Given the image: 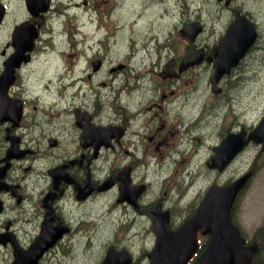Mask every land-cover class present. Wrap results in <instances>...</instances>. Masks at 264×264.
I'll return each instance as SVG.
<instances>
[{"label": "flooded vegetation", "instance_id": "af4514ba", "mask_svg": "<svg viewBox=\"0 0 264 264\" xmlns=\"http://www.w3.org/2000/svg\"><path fill=\"white\" fill-rule=\"evenodd\" d=\"M33 1L0 0V262L27 261L30 247L40 245L33 264H47L57 250L81 244L94 255L93 264H149L159 221L189 236L184 264H197L213 233L201 226L185 230L186 221L206 191L241 180L228 207L234 239L242 237L237 253L251 248L246 264H264L261 5L216 0L226 12L223 29L212 36L204 35V25L180 31V50L152 69L155 93L143 87L148 68L96 56L101 61L87 62L80 73L78 96L50 60L56 51L52 19L71 0ZM236 16L242 20L237 32ZM190 48L198 62L176 71ZM220 59L229 68L214 79ZM250 82L257 111L251 121L239 104ZM198 85L207 91L203 100L189 93ZM188 105L197 109L182 112ZM163 165L177 183L175 198L154 190L147 177ZM194 182L204 184L191 190ZM149 229L150 243L138 244L135 237Z\"/></svg>", "mask_w": 264, "mask_h": 264}, {"label": "rangeland", "instance_id": "374dc122", "mask_svg": "<svg viewBox=\"0 0 264 264\" xmlns=\"http://www.w3.org/2000/svg\"><path fill=\"white\" fill-rule=\"evenodd\" d=\"M71 0L61 13L52 19L50 40L56 47L51 57L53 68L61 78H67L70 93L80 96V73L85 64L96 56L105 63L131 61L134 68L149 69L148 79L143 87L146 93H155L158 77L152 69H158L169 55H175L183 44L180 27L189 20H199L204 25V35H215L223 29L226 12L216 0ZM240 2L242 0H236ZM245 6L256 8L261 5L264 11V0H244ZM141 9L134 13V10ZM126 13V15H124ZM130 13L132 15H130ZM150 27V28H149ZM110 33V36L108 35ZM125 42V43H124ZM141 47V48H139ZM142 65L138 63H142ZM100 77V75H97ZM255 84L245 85L241 92L242 111L247 120H253L257 111L254 109ZM192 97L203 100L207 93L204 85H198L189 92ZM75 97L74 100H78ZM260 106L264 104V76L258 90ZM190 105L181 107L188 114ZM245 119V121H247ZM168 175V168L149 169L147 177L152 181V188L162 193L166 190L175 198L177 183ZM162 176L166 179L160 182ZM204 182H194L191 190H198ZM190 194V193H187ZM187 203L180 200L181 205ZM149 222V221H148ZM140 226L134 225V230ZM135 237L138 244H149L151 229ZM146 233V235H144ZM94 255L84 251L82 245H71L65 251L59 249L49 257L47 264H93ZM0 264H4L0 262Z\"/></svg>", "mask_w": 264, "mask_h": 264}, {"label": "water", "instance_id": "95a60500", "mask_svg": "<svg viewBox=\"0 0 264 264\" xmlns=\"http://www.w3.org/2000/svg\"><path fill=\"white\" fill-rule=\"evenodd\" d=\"M242 22V21H240ZM199 27L195 28L197 31ZM232 28L229 26L227 31L230 34ZM219 45H221L219 43ZM221 53V51H220ZM198 62V59L190 61L189 53L184 55L180 64V69L188 66L191 63ZM221 59L218 61L220 64ZM167 68L169 65L167 64ZM242 184L241 180L234 181L231 186L223 188L219 191L211 193L206 191L202 197L195 215L189 220L188 229H194L201 226L203 230H209L213 233L211 242L200 256L198 264H246L248 256L252 253L251 248L244 253H237V245L233 243L232 234L236 233L233 225H229L228 207L230 206L233 195ZM156 243L149 253L150 264H184L186 256L185 242L189 236L181 231H170L162 226L159 221H155ZM228 224V226H227ZM187 228V226L185 227ZM221 229V233L216 231ZM228 239V244H222ZM192 245L195 240L192 238ZM38 246H32L29 251V259L33 258V264L39 256ZM107 259V256L105 257ZM12 264H30L28 261H14Z\"/></svg>", "mask_w": 264, "mask_h": 264}, {"label": "bare ground", "instance_id": "6f19581e", "mask_svg": "<svg viewBox=\"0 0 264 264\" xmlns=\"http://www.w3.org/2000/svg\"><path fill=\"white\" fill-rule=\"evenodd\" d=\"M157 1V0H156ZM150 28V27H149Z\"/></svg>", "mask_w": 264, "mask_h": 264}]
</instances>
